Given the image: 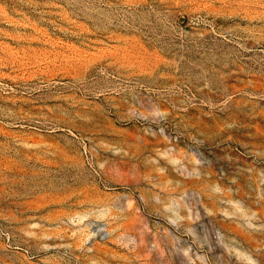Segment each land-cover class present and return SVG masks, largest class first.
I'll list each match as a JSON object with an SVG mask.
<instances>
[{"label":"rangeland","instance_id":"1","mask_svg":"<svg viewBox=\"0 0 264 264\" xmlns=\"http://www.w3.org/2000/svg\"><path fill=\"white\" fill-rule=\"evenodd\" d=\"M0 264H264V0H0Z\"/></svg>","mask_w":264,"mask_h":264}]
</instances>
